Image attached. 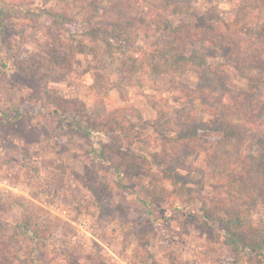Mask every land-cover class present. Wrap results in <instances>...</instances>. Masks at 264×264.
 I'll use <instances>...</instances> for the list:
<instances>
[{"label":"rangeland","instance_id":"1","mask_svg":"<svg viewBox=\"0 0 264 264\" xmlns=\"http://www.w3.org/2000/svg\"><path fill=\"white\" fill-rule=\"evenodd\" d=\"M88 1L0 0V264H264V255L233 261L228 253L219 217L236 194H213L209 185L210 173L231 169L215 156L221 134L202 131L212 140L191 144L194 151L176 139L182 120L212 118L195 93L197 74L152 65V50L165 45L157 25L171 20L187 49H198L199 33L209 34L176 7L204 13L213 2L99 0L110 17L136 18L106 36L102 10L88 16ZM217 4V25L239 28L243 0ZM224 70L240 97L245 81L231 65ZM244 73L262 77L252 96L264 106V68ZM167 166L182 176L177 184ZM23 219L42 235L37 254L19 232ZM250 219L248 238H264V202Z\"/></svg>","mask_w":264,"mask_h":264},{"label":"trees","instance_id":"2","mask_svg":"<svg viewBox=\"0 0 264 264\" xmlns=\"http://www.w3.org/2000/svg\"><path fill=\"white\" fill-rule=\"evenodd\" d=\"M211 1L213 3L204 13L186 9L183 5L176 7V12L193 16L195 21L192 25L196 26L197 31L201 28L209 34L204 36L199 33L198 49L193 48L191 51L187 49L183 44L181 33H178V26L176 27L171 20H165V27H162L164 23L157 25L160 38L164 40L165 45H158L152 50V55L157 58L152 65L157 71L165 67L173 74L191 70L198 76L195 93L199 96L202 105L209 107L208 111L212 118L202 120L192 116L182 120L176 139L181 144L188 145L189 151H194L192 146L190 147L191 144L201 146L204 142L212 140L204 138L201 135L202 131H215L221 134V137L213 140L215 156L222 163H230L228 168L231 169L229 172L210 173L212 181L209 185L213 194H224L223 192L227 190H232L236 194L233 193L235 195L233 198L227 197L224 200L229 207L225 209L224 215L219 217V221L224 226L228 253L233 261H237L245 254H254L257 257L264 255V238H248L249 233L254 232L253 222L250 219L251 208L264 202V106L256 102L252 96L254 90L259 88L262 77L244 73V70L255 71L264 68V46L258 44L256 40L246 39L249 36L264 42V0H243L240 11L242 17L236 20L239 28L217 25L216 20L220 16L217 0ZM181 3L186 5L188 0H181ZM84 6L88 16L92 18H96L102 10L99 26L103 35L109 36V29L113 32L125 31L136 24L135 16L110 17L111 15L103 12L105 7L100 5L99 0H90L84 3ZM1 11L3 9H0V29L4 30ZM45 12L58 23H63V18L57 11ZM209 12H211L210 16L207 15ZM196 37L197 34L194 35L195 39ZM176 42L180 47L172 46ZM200 49L202 51H199ZM214 58L221 59L220 63H210V59ZM225 65H231L246 83L247 87L242 90L240 97L233 94L229 86ZM216 92L222 95L219 101L214 102L210 94ZM226 97L230 98L229 102L225 101ZM73 120L81 127L78 120L75 118ZM83 130L86 134H90L87 128ZM245 144L252 147L253 151L244 155L240 153V146ZM229 145L238 149L237 157L227 152ZM220 165L214 168L221 169ZM164 171L175 184L182 179L172 167L167 166ZM202 182L204 183V179ZM211 201L213 204L216 203L215 198ZM18 228L19 232L30 241L28 248L31 253L37 254L43 241L40 231L27 219H23Z\"/></svg>","mask_w":264,"mask_h":264}]
</instances>
